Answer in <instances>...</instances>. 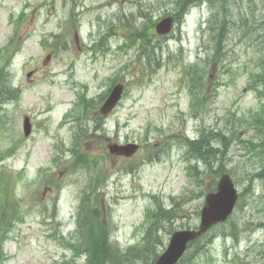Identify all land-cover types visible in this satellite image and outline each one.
Returning <instances> with one entry per match:
<instances>
[{
  "label": "rangeland",
  "instance_id": "374dc122",
  "mask_svg": "<svg viewBox=\"0 0 264 264\" xmlns=\"http://www.w3.org/2000/svg\"><path fill=\"white\" fill-rule=\"evenodd\" d=\"M171 1L0 0V47L16 34L12 20L22 14L16 31L22 46L12 66V79L22 92L3 104L0 131L4 150L20 141L16 151L0 163V169L6 167L12 173L19 201L3 247L7 258L0 259V264L62 260L61 238L76 225L84 189L95 191L100 218L103 223L105 216L110 219L112 236L125 251L142 239L147 208L156 206V200L170 208L172 198L186 196L176 216L159 224L161 241L167 245L172 231L198 225L203 192L214 187L221 163L236 178L240 205L229 221L199 240L198 252L189 248L179 264H264V180L254 175L264 162V151L258 147L264 138L259 116L264 96L256 91L264 90V81L255 80L264 73V0H217L214 8L196 3L182 30L165 36L153 28L145 31L149 36L144 38L130 31L153 26L172 9ZM140 10L151 18H143ZM214 10V30L203 32L202 22ZM121 15L124 21L129 17V28L120 23ZM224 21L223 47L216 54L214 35ZM204 57L196 79L204 99L193 106L183 64ZM122 78L128 92L105 117L107 133L94 132L95 119L101 120L100 95L112 79ZM82 93L94 99L85 109L79 103ZM25 115L32 121L27 136ZM160 128L161 137L156 131ZM201 133H221L227 137L226 148L220 138H211L223 150L217 152L212 166L198 160L191 177L186 143ZM147 138L153 140V149L151 143L143 145L128 158L107 148L112 141ZM72 144L86 153L85 160L75 163L69 152L64 154ZM150 156L155 160H148ZM189 159L192 164L197 161ZM42 168L44 179L39 175ZM156 247L159 253L165 249ZM150 261L132 257L122 263Z\"/></svg>",
  "mask_w": 264,
  "mask_h": 264
},
{
  "label": "trees",
  "instance_id": "16d2710c",
  "mask_svg": "<svg viewBox=\"0 0 264 264\" xmlns=\"http://www.w3.org/2000/svg\"><path fill=\"white\" fill-rule=\"evenodd\" d=\"M223 34V33H222ZM18 90L13 89L8 83L7 75L4 66H0V104L7 102L10 99L18 97ZM2 114L0 113V125L2 123ZM224 137V135L219 134ZM225 141V138H222ZM189 154L199 160H202L204 164L212 166L217 160V148H214L211 143H208L203 137L200 141L191 143ZM226 145V144H225ZM259 149L264 151V138L260 143ZM4 158V152L0 149V160ZM79 160L75 158L76 162ZM223 164V163H221ZM220 164V165H221ZM216 169L217 176L222 172L228 171L227 168L220 167ZM222 166V165H221ZM194 168V167H193ZM257 175L264 178V162L261 170L257 172ZM0 180L3 183L2 189L5 195L4 204H9L10 197V186L9 180L4 177V174H0ZM5 180V183H4ZM159 211L155 214V220L165 216L168 219L172 218L174 209H164L162 205L159 206ZM98 210L91 208L89 202L83 199L81 209L79 212V220L76 231L70 236L62 237L63 246L66 248L78 251L79 248H83L84 252L87 253L86 264H108V263H119L123 259H131L132 257L152 259V262L158 256L157 244H161V238L159 237V228L153 222L147 226L146 233L143 237V241L126 251H121L115 244L109 239V231L101 223L98 215ZM17 217V211L13 206V213H8L4 207L0 210V221L5 226V232L9 230L6 225H13L12 219ZM10 222V223H8ZM234 234V233H232ZM202 245H200L199 239L194 243H190V249H194V252H198ZM189 251V250H188ZM187 257V254L184 258ZM59 264H74L71 260H64Z\"/></svg>",
  "mask_w": 264,
  "mask_h": 264
},
{
  "label": "water",
  "instance_id": "95a60500",
  "mask_svg": "<svg viewBox=\"0 0 264 264\" xmlns=\"http://www.w3.org/2000/svg\"><path fill=\"white\" fill-rule=\"evenodd\" d=\"M118 95L109 100L112 105ZM28 132V120L25 122ZM237 199V190L229 174H223L218 182L217 192L207 195L205 206L202 209L201 222L198 229H183L176 231L170 240L167 250L158 259L156 264H174L184 253L190 240L205 232L214 223L225 220L231 213Z\"/></svg>",
  "mask_w": 264,
  "mask_h": 264
},
{
  "label": "bare ground",
  "instance_id": "6f19581e",
  "mask_svg": "<svg viewBox=\"0 0 264 264\" xmlns=\"http://www.w3.org/2000/svg\"><path fill=\"white\" fill-rule=\"evenodd\" d=\"M123 264V263H122Z\"/></svg>",
  "mask_w": 264,
  "mask_h": 264
}]
</instances>
